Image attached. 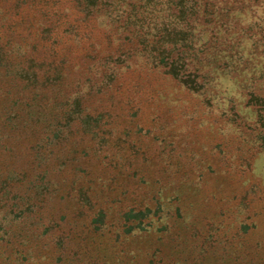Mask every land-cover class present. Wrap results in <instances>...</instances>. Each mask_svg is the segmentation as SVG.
Masks as SVG:
<instances>
[{"label": "rangeland", "instance_id": "374dc122", "mask_svg": "<svg viewBox=\"0 0 264 264\" xmlns=\"http://www.w3.org/2000/svg\"><path fill=\"white\" fill-rule=\"evenodd\" d=\"M14 1L0 0V25L15 16ZM168 2L144 7L153 13L146 31L103 11L80 22L88 45L100 43L80 71L74 42L57 58L37 49L54 3L26 0L25 22L7 30L0 173L13 185L0 188V220L52 222L58 230L43 240L53 248L65 238L66 249L55 244L61 264H264V5L251 14L220 7L217 23L200 17L191 43L169 44L167 61L149 46L162 33L155 24L173 20ZM56 3L81 16L73 0Z\"/></svg>", "mask_w": 264, "mask_h": 264}, {"label": "trees", "instance_id": "16d2710c", "mask_svg": "<svg viewBox=\"0 0 264 264\" xmlns=\"http://www.w3.org/2000/svg\"><path fill=\"white\" fill-rule=\"evenodd\" d=\"M73 0L75 4V9H77L78 14L81 16L72 17L69 14L68 7H60L59 5H55V1L51 0H40L45 4L51 3L53 4V8H58V14L52 13L54 9L51 10L49 7V11L45 13V20L48 24L44 25V27L39 31V36L41 35L44 44L40 45L37 49L48 50L46 57H60L59 54L61 51L63 52V48L69 46L71 42H74V48L76 49L74 54H72V58H70V63L74 64L75 69L80 71L82 68L86 69L87 60L89 57L88 52L90 48L99 49L100 43L97 42L95 38L90 42V45L86 41L89 39L88 35V27L84 24H80L83 20L87 19L91 23L94 19H96V14L100 11L107 13V17L112 18L113 21L119 22L123 21L122 27L126 28V25L132 26L134 29L145 30L147 29L146 20H151L153 17V13L143 14L147 12L144 9L145 6L152 7L153 10L156 11L159 5H162L165 0ZM141 1V2H140ZM175 3V15L173 16V20H171V24L167 25L165 23L155 24L156 26H160L162 30L161 35L158 37L157 42L151 46L149 49L153 54H155L158 58H165L164 54L168 50L169 44L175 46L176 43H180L182 45L189 44L193 40L192 34H194V26L199 22L200 17H204L205 15L210 16V20L217 23L219 17L222 15L221 11L219 12L220 7H222V11L224 8V13H228L230 11H234L235 9H245L248 6L255 7L258 5H264V0H168ZM26 0H15L13 5L15 6V16H8L10 22H1L0 25V40L3 39V42H0V67L7 65L12 61L11 55L13 54V50H11L10 38L13 33L17 32L16 29L21 28L23 22H25L24 18L19 16L20 11L25 12L23 5ZM137 3V4H136ZM60 4V3H58ZM11 4V7L13 6ZM222 5V6H221ZM57 6V7H56ZM59 6V7H58ZM19 7H22L20 10ZM48 7V6H47ZM224 7V8H223ZM232 9V10H231ZM245 9L248 13L251 14V9ZM223 13V14H224ZM71 15V16H70ZM83 16V17H82ZM69 17H72L68 19ZM209 20V21H210ZM264 23V20H263ZM86 24V23H85ZM258 24V23H254ZM48 25V26H47ZM264 25V24H262ZM258 26H261L258 24ZM262 27V26H261ZM8 28H14V32L12 34H8ZM16 28V29H15ZM8 30V31H7ZM139 32V31H138ZM8 37V38H7ZM7 38V39H6ZM6 39V40H4ZM42 41V42H43ZM41 44V43H40ZM31 45V44H30ZM33 46V45H32ZM36 46V45H35ZM71 49V48H70ZM65 51V50H64ZM66 56V55H65ZM167 56L165 59H167ZM11 59V60H10ZM67 59V58H66ZM107 59V58H106ZM105 59V60H106ZM108 60V59H107ZM106 60V65L108 61ZM48 61V60H47ZM65 66L66 60H63ZM171 61V62H170ZM177 59L169 60L167 63L170 66L172 71H176L178 74L182 73V70H185V63H178ZM60 65V64H59ZM56 70V69H55ZM59 74H62L63 68L58 70ZM107 72V70H106ZM0 71V80L2 79ZM109 78H115L113 73L110 71L106 74ZM5 77V76H4ZM3 81V80H2ZM192 85L195 89L201 87L200 82L196 78H192ZM0 88H3L2 85ZM194 89V90H195ZM254 95V94H253ZM257 96V95H254ZM79 108L84 112L85 107L83 106L80 100L76 103ZM260 109L262 110V117L264 119V103L260 104ZM90 119L93 121H98L100 117H104V113H88L87 114ZM93 126V124H91ZM98 126V124L96 125ZM22 167V166H20ZM22 169V168H20ZM8 171V170H7ZM16 171H18L16 169ZM6 172V171H5ZM20 174L26 175L27 171L21 170ZM46 176L40 174L39 183L37 185H42L44 188L48 189L49 184L45 178ZM13 185V181L9 180L8 175H3L0 173V188L6 189L7 193H11V186ZM8 188V189H7ZM16 196H18L19 192H15ZM24 199V197L22 198ZM22 209H26V211L32 210V203L30 206H25ZM21 209V210H22ZM18 216H16L17 218ZM3 218H8L7 215H4ZM15 216L12 217V220H0V264H41L40 259L42 257H49V262L47 264H61V260L67 261L63 259V256H56L55 253V244H58L60 247L63 246V249L67 248V242L63 236H57L58 242H53V248L51 247V243L49 241L43 240V235L49 231L58 230L55 229V225L52 222H46L45 220H17ZM14 219V220H13ZM60 226L59 228H61ZM43 228V229H42ZM49 245V246H48Z\"/></svg>", "mask_w": 264, "mask_h": 264}]
</instances>
